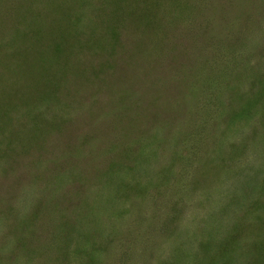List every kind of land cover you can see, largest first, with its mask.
<instances>
[{
  "label": "rangeland",
  "instance_id": "obj_1",
  "mask_svg": "<svg viewBox=\"0 0 264 264\" xmlns=\"http://www.w3.org/2000/svg\"><path fill=\"white\" fill-rule=\"evenodd\" d=\"M0 264H264V0H0Z\"/></svg>",
  "mask_w": 264,
  "mask_h": 264
}]
</instances>
